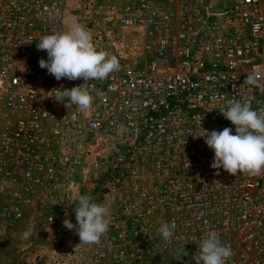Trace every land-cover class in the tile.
Segmentation results:
<instances>
[{
  "label": "built area",
  "instance_id": "obj_1",
  "mask_svg": "<svg viewBox=\"0 0 264 264\" xmlns=\"http://www.w3.org/2000/svg\"><path fill=\"white\" fill-rule=\"evenodd\" d=\"M72 21L120 62L88 82L84 111L48 97L84 81L56 80L36 46ZM120 27L140 40L121 46ZM130 52L141 67L126 63ZM237 98L264 106V0H0V247L15 239L13 248L32 249L42 235L49 251L74 249L80 264H195L215 231L234 252L228 264H264V172L213 169L199 136L235 134L219 110ZM80 194L110 205L99 244L63 225L66 213L76 223ZM172 222L166 244L157 229ZM182 244L188 255L174 259Z\"/></svg>",
  "mask_w": 264,
  "mask_h": 264
},
{
  "label": "clouds",
  "instance_id": "obj_2",
  "mask_svg": "<svg viewBox=\"0 0 264 264\" xmlns=\"http://www.w3.org/2000/svg\"><path fill=\"white\" fill-rule=\"evenodd\" d=\"M36 46L48 55L47 60L40 59V67L47 69L56 80L83 79V84L72 88L61 86L51 90L54 94L48 97L65 104L67 108L70 104L81 111L87 110L94 99L92 92L95 91L88 82L105 80L111 73L120 70L118 57L97 49L86 26L76 21L69 23L66 30L43 35ZM224 99L220 94L212 97L217 104ZM219 111L235 126V134L232 128L225 127L222 131L206 130L205 134L199 135L204 137L205 143L214 152L211 167L217 170L223 168L232 175H236L238 171L248 175L264 172V106L254 110L249 103L237 98L221 105ZM74 203L76 223L68 219L66 213L64 227L75 230L80 243L99 244L110 227V205L94 202L93 197L87 194L78 195ZM175 228V222L162 223L157 229V235L163 242L170 244ZM32 231L33 228L29 225L22 238L27 240ZM186 255L188 253L182 244L174 259L180 260ZM233 255L231 246L222 243L217 232L209 231L204 234L191 258L195 264H228Z\"/></svg>",
  "mask_w": 264,
  "mask_h": 264
},
{
  "label": "rangeland",
  "instance_id": "obj_3",
  "mask_svg": "<svg viewBox=\"0 0 264 264\" xmlns=\"http://www.w3.org/2000/svg\"><path fill=\"white\" fill-rule=\"evenodd\" d=\"M72 6V4L70 3ZM117 35L121 37V41L119 42L121 46L123 45H129L130 42L140 40V32L137 28H115ZM132 49V48H131ZM131 54L128 55L126 58V63L130 66H137L141 67L143 63V57L141 55L134 56V52H130ZM137 64V65H134ZM104 145V144H102ZM42 236V235H40ZM49 238H58L59 233L50 230L48 232ZM15 239H11L8 241L7 245L0 247V264H7V260H5L3 257L8 255V258H11L12 255H14V252H18V254H21V260L22 262H14L9 261L12 264H80L79 263V254H75L74 249H64L63 251L53 253L49 251V248L47 249L45 246L46 244L43 241V238L39 237L36 241L41 242L40 245H38L35 248L29 249L24 248L22 251L20 249H15L11 245ZM2 249H6L3 251Z\"/></svg>",
  "mask_w": 264,
  "mask_h": 264
},
{
  "label": "crops",
  "instance_id": "obj_4",
  "mask_svg": "<svg viewBox=\"0 0 264 264\" xmlns=\"http://www.w3.org/2000/svg\"><path fill=\"white\" fill-rule=\"evenodd\" d=\"M42 236H40V238H41ZM3 251H5L6 249H2ZM5 260H7V264H12L11 262H9L10 261V258H8V255H6V256H4L3 257Z\"/></svg>",
  "mask_w": 264,
  "mask_h": 264
}]
</instances>
